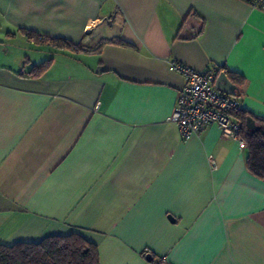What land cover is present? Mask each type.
<instances>
[{
  "label": "crops",
  "instance_id": "1",
  "mask_svg": "<svg viewBox=\"0 0 264 264\" xmlns=\"http://www.w3.org/2000/svg\"><path fill=\"white\" fill-rule=\"evenodd\" d=\"M172 62L242 78L264 120V2L0 0V244L77 233L100 264H264V179L217 125L182 138Z\"/></svg>",
  "mask_w": 264,
  "mask_h": 264
},
{
  "label": "trees",
  "instance_id": "2",
  "mask_svg": "<svg viewBox=\"0 0 264 264\" xmlns=\"http://www.w3.org/2000/svg\"><path fill=\"white\" fill-rule=\"evenodd\" d=\"M251 3L254 0H248ZM28 35L40 41L37 35L28 32ZM60 48H74L60 39H46ZM78 48V47H77ZM53 59H48L39 65H33L29 72L32 76L42 75L51 65ZM220 72H221V68ZM239 87L243 84L240 77L230 76ZM240 88V87H239ZM234 115L242 123V136L247 142L248 158L247 167L254 175L264 179V120L255 118L243 109H239ZM253 117L259 129H249L247 118ZM155 259L150 261L154 263ZM0 264H100L99 253L96 245L87 241L77 233L69 235H54L40 242H18L13 245L0 244Z\"/></svg>",
  "mask_w": 264,
  "mask_h": 264
},
{
  "label": "built area",
  "instance_id": "3",
  "mask_svg": "<svg viewBox=\"0 0 264 264\" xmlns=\"http://www.w3.org/2000/svg\"><path fill=\"white\" fill-rule=\"evenodd\" d=\"M264 0H254L253 5H261ZM171 70L182 74L185 86L180 91L176 108L172 116L180 129L183 139L200 133L204 127L215 124L219 127L221 136L236 140L241 148H247V142L242 136V123L234 115L241 106L238 98L226 94L216 88L219 68L197 71L178 62H172ZM213 169L217 168L215 158L208 157ZM152 264H162L155 261Z\"/></svg>",
  "mask_w": 264,
  "mask_h": 264
},
{
  "label": "water",
  "instance_id": "4",
  "mask_svg": "<svg viewBox=\"0 0 264 264\" xmlns=\"http://www.w3.org/2000/svg\"><path fill=\"white\" fill-rule=\"evenodd\" d=\"M216 88L229 95H239V87L230 79V77L225 71H221L219 73L218 78L216 80ZM247 127L249 129L260 128L256 120L251 116L247 118ZM147 258L149 261H152L153 259L151 255H148Z\"/></svg>",
  "mask_w": 264,
  "mask_h": 264
}]
</instances>
